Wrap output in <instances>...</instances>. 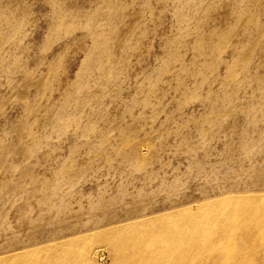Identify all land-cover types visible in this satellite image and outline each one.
I'll return each mask as SVG.
<instances>
[{
	"label": "rangeland",
	"instance_id": "374dc122",
	"mask_svg": "<svg viewBox=\"0 0 264 264\" xmlns=\"http://www.w3.org/2000/svg\"><path fill=\"white\" fill-rule=\"evenodd\" d=\"M220 197L264 212V0H0V264Z\"/></svg>",
	"mask_w": 264,
	"mask_h": 264
},
{
	"label": "bare ground",
	"instance_id": "6f19581e",
	"mask_svg": "<svg viewBox=\"0 0 264 264\" xmlns=\"http://www.w3.org/2000/svg\"><path fill=\"white\" fill-rule=\"evenodd\" d=\"M237 199H206L194 211L185 207L112 226L87 235L88 241H106L114 264H264V215L253 217L252 229L240 224L250 212H264ZM258 200L264 203V197ZM47 246L12 252L4 264H97L86 243L69 240L64 246Z\"/></svg>",
	"mask_w": 264,
	"mask_h": 264
}]
</instances>
